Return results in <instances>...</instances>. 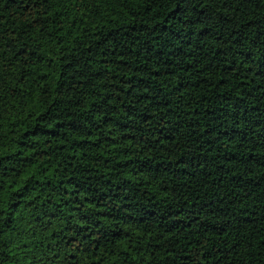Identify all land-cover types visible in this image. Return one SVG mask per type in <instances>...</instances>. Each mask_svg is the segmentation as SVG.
<instances>
[{
    "label": "trees",
    "instance_id": "obj_1",
    "mask_svg": "<svg viewBox=\"0 0 264 264\" xmlns=\"http://www.w3.org/2000/svg\"><path fill=\"white\" fill-rule=\"evenodd\" d=\"M0 264H264V0H0Z\"/></svg>",
    "mask_w": 264,
    "mask_h": 264
}]
</instances>
